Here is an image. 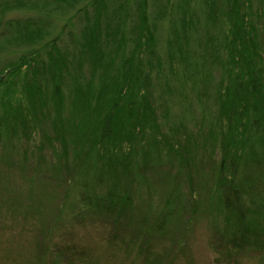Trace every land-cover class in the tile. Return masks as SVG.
<instances>
[{"label":"trees","instance_id":"obj_1","mask_svg":"<svg viewBox=\"0 0 264 264\" xmlns=\"http://www.w3.org/2000/svg\"><path fill=\"white\" fill-rule=\"evenodd\" d=\"M4 134L10 159L30 152L14 139L54 155L79 221H132L140 182L169 189L167 214L139 225L144 263L155 238L184 250L218 152L212 244L228 264L264 256V0H0Z\"/></svg>","mask_w":264,"mask_h":264},{"label":"rangeland","instance_id":"obj_2","mask_svg":"<svg viewBox=\"0 0 264 264\" xmlns=\"http://www.w3.org/2000/svg\"><path fill=\"white\" fill-rule=\"evenodd\" d=\"M34 142L14 139L18 144L17 153L21 151L22 154L26 149L30 152L27 159L18 156L10 159L9 146H14L11 138L4 134L0 141V264H156L157 260L164 264H228L222 255L224 251L212 244L214 233L207 214L215 192L216 176L212 172L219 160L218 152L214 154L213 162H208L209 176L201 188L196 187L199 191L194 195L195 202L201 211L190 219L184 250L178 246L173 253L167 249L159 255L165 242L155 238L152 260L144 263L139 244L145 237L139 225L142 226L145 218L154 222L158 216L167 214L166 204L171 191L160 189V193L150 192L142 181L136 192L132 221H128L127 215L119 217L118 222L115 218L102 216H90V219L79 221L71 216L77 201L74 179L73 183L60 184L59 178H55L62 174L51 167L54 155L47 152L50 164H43L45 161L39 164L44 155L36 152ZM208 157L207 154V161ZM174 164L169 163L165 170L172 171L175 167V174L181 176L178 163ZM78 173L76 175H80ZM67 188L71 192L66 201ZM184 199L189 200V197L185 195ZM129 222L130 230L127 228ZM184 223L185 220L182 225ZM178 235L179 229L176 238ZM169 253L171 256L167 259L166 254ZM231 258V264H264V256L243 254L238 250L232 252Z\"/></svg>","mask_w":264,"mask_h":264}]
</instances>
